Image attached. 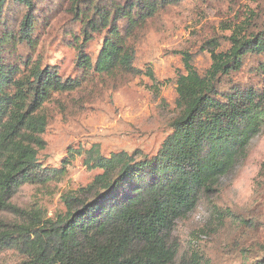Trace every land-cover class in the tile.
<instances>
[{
	"label": "trees",
	"instance_id": "obj_1",
	"mask_svg": "<svg viewBox=\"0 0 264 264\" xmlns=\"http://www.w3.org/2000/svg\"><path fill=\"white\" fill-rule=\"evenodd\" d=\"M185 1L0 0V214L16 218L0 219V252L13 249L26 264H202L195 255L178 260L174 230L210 200L264 129V14L246 24L244 36L231 35L228 49L211 47V65L202 73L194 55L180 54L184 72L176 76L174 101L179 114L155 156L89 158L87 166L101 173L64 196L65 213L52 220L40 209L10 203L22 185L65 175L68 162L46 168L38 161L46 148L44 107L93 77L112 90L141 77L153 81L149 68L136 65L139 47ZM61 8L72 20L62 39L75 52L79 79H62L57 68L30 57L39 27ZM97 36L102 43L92 58L86 47ZM23 48L26 55L19 53ZM243 73L247 79L240 80ZM258 249L262 256L253 264H264V244Z\"/></svg>",
	"mask_w": 264,
	"mask_h": 264
},
{
	"label": "rangeland",
	"instance_id": "obj_2",
	"mask_svg": "<svg viewBox=\"0 0 264 264\" xmlns=\"http://www.w3.org/2000/svg\"><path fill=\"white\" fill-rule=\"evenodd\" d=\"M53 14L39 27L31 60L57 68L62 79H79L75 52L62 39L72 20L64 8ZM263 14L264 0H186L164 16L163 28L152 31L139 47L136 65L149 68L153 81L141 77L112 90L93 77L71 94L54 96L44 107L46 148L38 161L46 168L68 162L65 175L58 181L22 185L10 203L22 210L40 209L52 220L65 213L64 196L76 194L101 173L87 166L89 158L120 152L134 154L137 160L155 156L179 114L174 101L176 76L184 72L180 54L194 55V67L202 73L211 65V47L228 49L227 39L244 36L246 24ZM101 43L102 36L95 37L86 53L95 58ZM19 53L28 52L23 48ZM217 188L209 201L177 221L178 260L188 262L195 255L202 264H253L262 256L258 244H264V129L250 139L244 159ZM0 219L16 221L7 214ZM249 251L252 255H245ZM0 264H26V259L13 249L4 250Z\"/></svg>",
	"mask_w": 264,
	"mask_h": 264
}]
</instances>
